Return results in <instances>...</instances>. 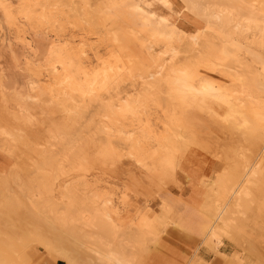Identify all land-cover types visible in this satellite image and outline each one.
<instances>
[{"label":"rangeland","instance_id":"obj_1","mask_svg":"<svg viewBox=\"0 0 264 264\" xmlns=\"http://www.w3.org/2000/svg\"><path fill=\"white\" fill-rule=\"evenodd\" d=\"M62 1L0 0V264H72V260L61 254L62 250L58 251L60 246L54 240V235L50 234L52 235L50 236L47 233V238L45 239L49 240L47 241L48 243L46 242L45 245L43 243L42 245L38 244L37 236L32 231L34 229L30 228L31 226L28 223L30 218L26 211L29 204L39 201L40 203L37 202V205L41 206V208L45 207L43 208L45 212L41 210L38 214L39 217H41L42 212V217L45 214L52 216L51 206L53 210H59L58 212L56 211L58 215L64 212L60 208L63 207L62 204L66 200L63 199L64 201L62 202L60 198L58 205L61 204L56 207V205H52L51 200H48L47 197H40L42 195H40L38 187L41 182L49 181V173H57L54 166H51L55 164L54 159L56 158L60 160L62 167V173L55 180L59 191L63 192L66 184H75L78 196L85 199V206H87V203L88 206L91 205L89 208L91 209L92 207V214L97 217H95L96 220L94 218V221L88 225L78 224L82 228H86L91 234L100 233V230H104V228H111V234L115 236L114 242L118 244L119 240L123 239V234L127 233L125 235L126 240L128 239L127 235L133 237V235L129 234L131 231L137 237V230L145 228V226L141 227V223L144 220H147L149 224H155L158 227L157 229L160 227L159 230L162 231L154 235L149 234L148 230L144 229L146 233L140 236L143 240H140V237H133L135 239L133 241L132 238L131 240H129L130 238L128 239L131 243L127 242L128 240L126 241V247L133 245L132 247H135L134 249L132 248V250H135L133 252L137 255L139 254L138 256L136 255L138 264H258L254 262L256 260L255 255L250 254L248 249L246 250V243L253 241L256 242V252L263 253L264 250V242L254 238L255 234L253 232L256 233V231L253 230L256 226H251L254 222L250 223L254 219L252 215H258V212L254 214L256 211L254 209H256L257 205L256 207L253 205L255 208L253 207L252 211L248 213L247 216L249 218H242L244 224L249 221L248 223L250 224L247 225L251 226L252 229H250L251 227H246L247 225L240 224L241 221L234 222L237 226L234 225L233 233L236 232V234L232 236L231 233L230 235H225V238L222 237L223 242L220 244L219 250L215 251L212 248V251L211 247L207 245L208 241L204 231L201 232L198 227L197 222H201L204 210L201 208L202 206L200 207L201 209L197 207V202H201L204 198V190L208 191L207 195H209V192L214 193L216 191L217 188L213 186L212 181L217 175L218 168L215 166L221 159L220 151L221 147H223L221 145L224 144L225 140H230L234 137L232 136V131L230 130L229 133L222 121L220 123L217 122L219 123L217 124L215 121L219 120L209 118V115L205 114V109L199 111L198 115L202 119L200 118L199 124L194 126V129L196 130L199 127L201 131L198 130L196 134L198 135L199 133V135L195 136L194 129L192 130L188 127V129H183L177 122L175 124L178 114H176L177 112L174 109L165 106V103L162 104L163 106H158L154 100L149 99L140 105L139 101H137L134 106L128 105L125 107L126 109L124 107L119 108L115 112L113 119L106 118L101 108L104 102L121 98L125 100L131 97V94L135 93L131 90L136 87L140 89L142 81L152 78L157 62L148 56L146 49L148 45L151 43L155 47L168 45L173 41L171 40V31H175V35L177 32L178 35H191L200 21L195 19L193 24L190 21L178 19L177 15H182L180 12H177V15L172 14V12H175L176 5H173V7L171 4H175V0H170V3L173 1V3H169L172 8L165 3V0H153L156 1L154 4H149L151 1L147 0ZM262 1L264 0H256L258 5ZM125 2L129 7L123 6ZM44 3H48V11L51 12V15L48 12L45 15L42 13L41 7L42 4L43 6L45 5ZM162 4H166L165 7H167H163L164 5ZM27 5H32L38 10V15L41 16L39 20H36L38 17H32L33 20H30L25 15L27 10L24 7H27ZM75 9L76 11H74ZM46 15L49 17H46ZM9 16L12 18L10 19ZM166 16H169V19L162 21L164 24H161L157 34L149 32L142 27V23H145V18L155 22L156 19L161 20L162 17ZM175 19L179 20L177 24H175ZM199 24L202 25V29L208 27L205 21H201ZM161 32L164 34H161ZM164 35H168L169 39ZM159 36L160 38H158ZM161 36L163 37L161 38ZM160 39L163 41L165 39V41L163 42ZM173 44L176 43L173 42ZM52 48H58L60 51L64 50L63 53L70 55L72 58L75 56L73 59L77 58V62L81 60L80 62L83 64L81 66L84 67V71L79 73V78L88 93L86 92V95L82 96L81 99L76 97L74 101L68 102L69 108L67 112L69 113L63 109V104L69 97L68 92L65 88H61L60 83L54 79L56 77L49 74L51 64L55 63L52 55H48ZM229 51L236 54L234 47H230ZM196 54L201 56L203 61L207 59L203 62L201 58L202 64L205 63L203 66L197 64L191 67L190 70L193 72L194 70L200 72L197 79L201 78V76L205 77V79L208 76L207 79L212 81H218L223 76V79H225V70L221 68L228 67L230 69L229 66L231 67V64L225 65L226 62L230 63V61H226L223 64L222 60L224 59L223 56H220V53L219 55L216 54L218 56H213V54H207L206 52H197ZM219 56L220 58L222 57V60L219 58L221 62L218 60ZM246 56L249 61L254 58L257 61L259 60L256 57H250L252 55L248 53ZM181 57L182 59L184 58L183 61ZM167 58V65L172 63L178 69L184 68L186 65L184 62L189 60V58H185V52L183 53V51L178 53L177 58L173 59L175 62L178 60L179 63H175L170 57ZM150 59L152 60L151 62ZM255 59L253 65L260 68L261 62L258 64ZM206 65L210 67L208 68ZM57 66L59 67V72H61L60 64H57ZM132 67L135 68L133 69ZM148 73L150 76H147ZM141 76L145 79L141 78ZM209 76L212 78H209ZM261 77H264V73ZM108 79L109 83L105 85ZM104 80L105 82L102 83ZM134 81L135 84L133 85ZM258 83L262 84V82ZM37 89L45 91V96L55 101L56 108L54 109L57 111L55 115L58 118L68 116L71 113L69 110L74 109L73 113L75 114L73 115L79 118L75 117L79 122L78 126H80L79 130H81L82 138L93 139L97 146L103 141L106 144L108 143L107 145L114 156L107 161L103 168L100 164V166L92 164L87 170H81L71 167V163L68 160L65 161L64 154L68 151V148L70 149L72 145H75L73 148H78L76 145L79 144L81 139L78 140L77 136L73 140L75 144L66 145L63 143L66 146L62 143H60L61 145L54 144L51 147L52 149H48L50 152L46 150L48 155H45L46 152H41V148L38 149L45 140L49 117L54 115V113L45 114L39 106L27 103L29 95L35 94ZM38 90L37 92H39ZM136 95L134 96L136 97ZM62 101L64 102L62 103ZM76 106L77 108H75ZM208 122L211 123L209 124ZM223 125H225L224 128ZM173 126L175 129L171 128ZM221 126L223 128L221 129L222 131L219 129ZM169 129L177 132L182 131V138L173 136L171 132V135L170 133L167 135ZM132 130H134V140H127V136ZM187 130L190 132L188 133ZM226 132L228 133L227 137ZM166 136L171 141L165 140ZM173 138L177 139L175 144L173 143ZM182 142L184 145H182ZM203 143L210 149L206 145L205 147ZM175 145L179 146L180 149L177 150ZM166 146L168 148L171 147L172 151H165L167 150ZM98 149V147L94 146L90 148L88 151L90 157L98 153ZM62 152L63 155L61 156ZM50 156L51 158H49ZM115 156L120 160H116ZM42 159L46 162L49 159L51 163L44 165ZM38 162L39 164H37ZM202 183L206 185L204 184V186ZM56 190L58 192V188ZM2 192L6 194L3 195ZM6 195L7 198L4 197ZM8 196L14 197V201L18 200L14 202ZM167 198L170 200L175 199L182 204H180L181 207L177 205V212L174 210L171 213L173 216L170 215L168 217L170 220L165 221H169L170 225L174 222L181 225L186 229L185 233L171 228L170 225H167V227L169 226L167 228L164 225L162 227V224H160V218L156 215L159 213L162 218V204L165 203ZM6 201L7 205L5 204ZM32 201L34 202L32 203ZM77 208L71 209L72 214L78 213L81 206ZM175 212L177 213V218L174 216ZM14 214L17 215L15 216ZM236 215L235 217H240V215ZM156 217L159 219L157 220ZM245 219H248V221ZM260 221L263 220L261 219ZM4 225H7L5 226L6 228ZM257 226L261 227L264 232V221L263 224L257 222ZM57 229L60 232L66 231L61 227ZM122 230L124 231L121 233ZM38 238L40 239L39 235ZM33 240L35 243H33ZM138 250L142 252L140 251V253ZM215 256L217 258L210 262Z\"/></svg>","mask_w":264,"mask_h":264},{"label":"bare ground","instance_id":"obj_2","mask_svg":"<svg viewBox=\"0 0 264 264\" xmlns=\"http://www.w3.org/2000/svg\"><path fill=\"white\" fill-rule=\"evenodd\" d=\"M147 1H151L149 2V4H154V2H156L153 0H147ZM175 2H176L175 4H171L173 3V1L170 3V0H165V3H167V5H169V3L172 6L176 5L174 9L175 12L174 13L172 12V14L177 15V12H180L182 15H179V16L177 15L178 19L180 18V20L183 19L184 21L185 20L190 21L193 24L195 23L194 21L195 19H197V21H200L199 23H201V21H205V23L208 24V27L206 29H202L201 28L202 25L197 23L198 25L196 29L194 30L193 34L191 35L190 34H184V35L179 34L180 35L179 36L177 34L178 32L175 35V31H171L170 32L172 35L171 40L173 41H171L168 45L166 46L163 45V46H158V47L153 46L152 43L148 45V48H146L148 56L151 57L153 61L157 62L155 66V70L153 71L154 74L152 75V78H148L147 81H142V84L140 83L141 84L140 89L136 87L137 85L135 87L138 90L136 88L135 89L133 88L135 91L130 89L131 91L135 92L131 94V97L126 98L125 100L121 98L119 100L104 102L101 107L103 115L108 119H113L115 112L119 108H122V107L125 108L128 105L134 106L137 101H139V104L142 105L145 101L151 99V100H154L155 104H157L158 106L159 105L161 106L162 104L165 103V106L174 109V111L177 112L176 114H178V117L175 119L176 120L175 124L177 122V124L183 129L191 128L193 130L194 126L198 125L200 122L201 116L199 117L198 112L203 109H205V111L207 112V113L205 112V114L209 115V118L211 117L214 120L215 119L219 120V121H215L216 123L217 122L220 123V121H222L227 126L226 127L225 125H223V128L225 126V128L229 131V133L231 130L232 136L234 137L233 139L225 140L226 142L224 141V144L221 145L223 146L221 147V151H220L221 159L219 163H217V166H215L218 168V170H217V175L215 176L214 181H212L213 186L217 188L216 191L213 193L212 192L213 189H212L211 190L212 193L209 192V195H207L208 191L204 190V198L201 200V202H197L198 203L197 207L200 208L202 206L201 208H203L204 210L203 211L204 215L202 216L201 222L200 223L197 222L198 227L200 231L201 232L204 231L206 235V239L208 241V244L207 243L206 244L209 247H211V249L213 248L215 251L217 249L219 250V246L223 242L222 237L225 238L224 237L225 235H230L231 233H232L231 234L232 236H234L233 234H236V232L233 233L234 225L237 226V224H234V222L241 221L240 224H244L243 219L248 217L247 215L249 212L252 211L254 207L253 205H255V207L257 205L256 209H254L256 211L255 213L253 211V213L256 214L258 212V215L257 216L252 215L255 221H253L254 219L252 218L253 220L252 222L250 221V223L254 222V224H252L251 226L252 227L256 226L257 228L253 230V231H256V233L253 232V234H255L254 238L262 240L264 242V232L261 227L257 226V222H261L263 224V221H264V77H261L262 74L264 73V1H262V3L259 5L257 4L256 0H175ZM47 4H45L44 6L42 4V7H41V9L43 10L42 13L44 15L46 14V12H48L49 14L51 13L50 11H48L49 8ZM165 5L163 7H165ZM171 5H169L170 8H172ZM123 6L129 7L127 6L126 2L123 3ZM24 9L27 10L25 11V15L28 16L30 20H33V18H36V17H38L36 18V20L40 19L41 16L38 15V10L35 9L32 5H27V7L26 6L24 7ZM74 11H76V9ZM47 16L48 15H46V17ZM169 16L162 17L161 20L156 19L155 22H153L150 19L147 20L146 18L145 19L143 18L145 23H142L143 24L142 27H144V29L146 28L149 32L157 34L159 33L158 29L161 26V24H164V22L162 23V21L166 20ZM9 18L11 19L12 17L9 16ZM171 19L173 20V18ZM175 21H176L175 24H177L179 20L177 21V19H175ZM136 27L138 28V26ZM162 33L163 32H161V34ZM167 36L166 38L169 39ZM162 37L163 36H161V38ZM158 38H160V36ZM154 39H155V35H154ZM173 42L176 44H173ZM146 44L148 43L146 42ZM230 47H234V49L236 50L235 51L236 54L230 53L229 51ZM63 51H60L58 48H52L50 52H48V55L49 54L50 56L52 55L53 59H55L54 61L55 63L51 64L52 66L49 69V74H51L53 77H56L54 79H56L60 83L59 85H61V88H65L66 91L68 92L69 97L68 99H66L67 101H65V97H64L65 103L63 104L64 105L63 109H65L67 112L69 108L68 102L74 101L76 97L77 98L79 97L81 99L82 96L86 95L87 91L84 89V84L79 78V73L84 71V67L81 66L83 65L80 62L81 60H78L77 62L76 61L77 58L73 59L75 56L72 58L70 57V55L63 53ZM181 51H183V53L185 52V58L186 57L189 58L188 62L187 61L184 62L186 64L185 67L178 69V68H175V65H172V63L171 65L168 64L169 65L168 66L166 63L168 60H166V58L170 57L171 60L174 61L173 59L177 58L178 53H180ZM197 52H203V53L206 52L207 54H213V56L216 54L219 55L220 53V56H223L224 60H222L221 59L222 57L220 58V56L218 57V60L220 58V60L223 61L222 62L223 64L226 61H230V63L229 62L225 63V65L231 64V67L229 66L230 69H228V67L221 68L225 70V74L227 75V76L225 75V79H223L224 78L223 75H222L223 78L222 79L220 78L218 81L208 80L207 79L208 76L206 79L203 76L197 79L198 74H200V72L196 70L197 71L196 73V71L194 70L195 72L194 73L192 70H190L191 67L197 64L199 66L200 65L203 66V64H205V63L202 64L203 58L197 55L196 54ZM247 53L252 55L250 57H256L260 60V61L259 60L257 61V59L254 58L258 64L261 62L260 68L258 66L253 65L254 59L252 61H249V59L246 56ZM201 58H202V61H200ZM151 59H150V62L152 61ZM181 59L179 58V60ZM206 60L207 59H205L204 61ZM220 60L219 62H221ZM176 62L179 63L178 60ZM57 64H60L61 72H59V67L57 66ZM207 67L209 68L210 66H207ZM132 68L134 69L135 67H132ZM147 76H150L149 73ZM210 77L211 76H209V78ZM141 78L143 77L141 76ZM104 82L105 80L102 81V83ZM258 82H262V84ZM108 83H109V79L108 81L105 82V85ZM134 84H135V81L133 85ZM37 90L35 94L29 95L27 99V103L29 105H35L37 107L39 106L41 110H43V113L45 114H48L50 112L52 114L54 113V115L51 114L52 116L50 115L51 117H49V122L47 123V129L45 133V140L43 141L42 144L40 143L41 146L38 147V149L41 148L42 150L41 152L45 153L46 150H48L49 148L52 149L51 147L54 146V144L55 145L60 144V143L62 144L65 143L66 145L75 144L73 143V140H75L74 137L77 136L78 140L81 139L80 142L78 141L79 144L76 145L78 146V148L77 149L76 147L73 148L75 145H72L70 149L68 148V151H66L64 154L65 161L68 160L71 163V167L78 168L81 170L82 169L87 170L88 168L92 166V164H98V165L100 164L102 165V168H103V166L106 165L107 161L111 159V157L114 156L111 149L107 145L108 143L106 144L103 141L104 144L101 143L97 146L96 142H94L93 139L86 138V137L82 138L81 130H79L80 126H78L79 122L78 120L75 119L76 115L75 116L73 115L75 114L73 113L74 109L69 110L71 113L68 116H63L62 118H58L57 115H55L57 112L56 109H54L56 108L55 101L47 98L45 96L46 95L45 91L43 92V90H38L39 92H37ZM135 94H137L136 97L134 96ZM64 101H62V103ZM99 106H100V103H99ZM75 108H77V106ZM80 113L82 112L80 111ZM84 114H85V111H84ZM204 118H207V117H204ZM204 118H203V121H204ZM208 123L210 124L211 122H208ZM171 128L173 129L174 126ZM223 128L221 126L219 129L221 130ZM192 130H191V133H192ZM194 130L193 132H195V134L198 132V130L201 131L199 127L196 129L197 131L196 130L194 131ZM170 132L173 134V136L182 138L181 136L182 131L177 132L175 130L171 131V129H169L167 135ZM189 132L190 131H188V133ZM192 134L194 135V133ZM198 135L196 134L195 136H198ZM227 135L228 133L226 132V137ZM132 139L134 140V130H132V132H129V135L127 136V140H132ZM164 139L165 140L167 139V141H171V139H169L168 136H166ZM175 140L177 139L173 140L174 144L176 142ZM177 143L176 145L179 144ZM182 145H184L183 142H182ZM205 145L206 144H204V146ZM93 146L98 147L99 151L98 153H95L93 157H90L88 151L90 148H93ZM168 147H167V150L165 151L169 152V151H172L171 150L172 148L174 149V146L172 144H171L172 148L170 147L171 149ZM178 149H180L179 146L177 147V150ZM49 150L48 152H50ZM48 152H46L45 155L46 154L48 155ZM63 152L61 156L63 155ZM49 158H51V156ZM116 160H120V159L116 157ZM54 161H55V164L51 166H54V168L57 170V173L55 174L49 173L48 175L49 181H43L40 183L41 185L40 184L38 185L40 195H42L40 197H43V196L44 198L47 197L48 200H51L52 205L54 206L56 205V207L60 206L61 204L60 203L58 205L59 203L58 200L60 198L62 199V202L64 200H66V202L62 204L63 205V207L61 206L62 208L59 207L60 209L64 210L62 214L58 215L56 213L57 209L55 211L53 210L51 206L50 210L52 212L51 214L52 216L45 214L43 217H42V214L43 212H45L43 208L45 207L41 208V206H38L37 202L39 201L37 202L35 201L36 203H33L34 201H32L33 204H29V206H27L26 211L30 218L28 219L29 220L28 223L31 226L30 228L34 229L32 231H33V234L37 236L38 244L42 245L43 243L45 245L46 242L49 241L45 239L47 238L46 236L47 233H49V235L50 234L54 235V240L58 242L60 246V249L58 248V251L62 250L61 254L67 256L70 260H72V264H138L136 257L139 254L137 255L136 253H134L135 250H132V248L134 249L135 247H132L133 245L132 246L130 245L131 249L128 250V248L130 247L128 248L126 247V241L129 238H130L129 240H131V238H132V241L135 240L134 238H138L142 236L141 234L146 233V230H148L147 232H149V234H153V235L157 234L160 231H162V230H159L160 227L159 229H157L158 227L155 226V224H149L147 223V220L146 221L141 220L143 221L141 223L142 224L141 227L145 226V228H139L137 230V237L134 236L135 233L130 230L131 233L133 234L131 233L129 234L133 235L134 238L127 235L128 239L126 240L125 235L127 233L125 232L126 234H123L122 236L123 239L119 240L120 242L118 244L114 242L115 236L111 234L112 233V231H110L111 228L110 229L104 228V230L102 229L103 232L102 230H100L101 231V232L99 231L100 233L91 234L86 228H82L81 226L78 225V224L88 225L89 223H92L94 221V218L96 216L92 214V207L91 209L89 208L91 205L89 204L90 206H88V203H87V206H85L86 205L84 203L85 199L84 198L82 199L80 196H78L75 184H66L65 190L62 188L63 187L62 186L61 188L64 191L63 192H61V190L59 191V187L56 184L55 180L62 173V169H61L62 167L60 164V160H57L56 158L54 159ZM48 162L44 161L43 163L44 165L45 164L49 165L51 163V160L49 161L48 159ZM37 164H39V162ZM204 184L205 183H202V185ZM57 188H58V192L56 190ZM5 194L3 193V195ZM4 197L7 198V195ZM8 198H12V196L10 197L8 196ZM13 198L11 200H13ZM5 204L7 205V201L5 202ZM180 204L182 203L175 199L170 200L168 198L166 199L165 203L162 204L163 209L161 212H162L163 219L160 217L161 214L158 213V215H156V216H159L160 219L157 217L156 218L157 220L158 219L160 220V224H162V227L164 226L167 227V225H170L169 221L166 222L165 220H170L168 219V217L172 215L171 213L174 212V210L175 211L178 210L177 205L181 207ZM78 206L79 207L81 206V208L78 210L79 212L76 214H72L73 213L72 210L78 209L77 208ZM41 210L42 211L44 210V211L40 215L41 217H39L38 214L41 212ZM159 211H160V208H159ZM235 214L240 215V217L239 216L235 217ZM176 215L177 213L174 216ZM261 219L263 221H260ZM245 220L248 221V219H245ZM248 222L247 223L245 222L246 224L244 225L246 226L247 224H250ZM5 226L7 225H4V227ZM170 226L171 228L179 232H184V233L186 232V229H184L181 225L176 224L175 222ZM251 226L247 225L246 227H251ZM58 227L59 228L61 227L63 228V230L65 229L66 231L60 232L59 229H57ZM252 227L250 229H252ZM123 231L124 230H122L121 233ZM38 235L40 239L38 238ZM34 239H35V236H34ZM139 239L141 240L142 238L140 237ZM129 240L127 242L131 243ZM50 241L52 242V240ZM33 243H35L34 240H33ZM246 244H247L246 250L248 249V252L252 255H255L256 257V260L254 262L255 263L257 262L258 264H264V250H263V253L256 252L257 247H256L255 241L249 242ZM138 251L140 252L141 250H138Z\"/></svg>","mask_w":264,"mask_h":264},{"label":"crops","instance_id":"obj_3","mask_svg":"<svg viewBox=\"0 0 264 264\" xmlns=\"http://www.w3.org/2000/svg\"><path fill=\"white\" fill-rule=\"evenodd\" d=\"M215 258H217V256L213 257V258L210 260V262H212Z\"/></svg>","mask_w":264,"mask_h":264}]
</instances>
